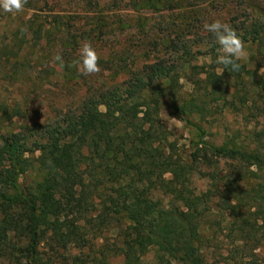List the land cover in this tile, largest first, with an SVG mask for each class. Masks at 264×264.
<instances>
[{"label":"trees","instance_id":"1","mask_svg":"<svg viewBox=\"0 0 264 264\" xmlns=\"http://www.w3.org/2000/svg\"><path fill=\"white\" fill-rule=\"evenodd\" d=\"M68 25L29 21L38 40ZM243 30L244 43L264 54V22ZM170 44L173 60L146 43L145 67L87 93L55 121L1 136L0 264H144L151 248L157 264H210L220 236L247 264H264V130L214 144L193 120L217 97L234 112L247 107L252 85L264 99V58L254 72L242 60L234 72L215 63L218 52L207 69L192 64L191 49ZM164 101L200 131L188 151L162 120ZM196 175L208 181L205 191Z\"/></svg>","mask_w":264,"mask_h":264},{"label":"rangeland","instance_id":"2","mask_svg":"<svg viewBox=\"0 0 264 264\" xmlns=\"http://www.w3.org/2000/svg\"><path fill=\"white\" fill-rule=\"evenodd\" d=\"M58 18L70 24L69 29H51L38 40L29 28L33 20L49 29ZM216 19L229 24L242 39L244 26L264 22V0H27L21 13L0 10V144L1 136L55 121L76 108L87 93L121 82L136 67H145L150 63L143 57L146 43L153 49L159 47L156 58L172 60L177 54L170 43H177L180 54L187 47L195 53L192 64L208 69L213 63L210 55L218 53L220 46L203 24ZM85 41L100 56L98 74L84 76L74 66ZM245 49L247 56L242 61L254 72L264 54L247 43ZM57 55L63 63L55 59ZM192 67H186L190 75ZM256 78H249L250 85ZM181 84L184 93L191 91L186 78ZM251 89L247 107L237 112L221 98L209 101L208 114L193 119L204 131L202 139L221 144L234 131L245 137L250 129L264 130V99L257 87ZM166 106L164 101L162 120L173 133L172 139L188 151L192 142L199 141L200 131L173 117ZM193 181L198 192L208 187L200 175ZM163 200L168 203L169 198ZM235 252L232 240L220 236L207 253L208 262L233 264L237 258L241 264L248 263L243 254ZM258 252L264 258V248ZM155 254L156 248L147 251L144 264H157Z\"/></svg>","mask_w":264,"mask_h":264},{"label":"clouds","instance_id":"3","mask_svg":"<svg viewBox=\"0 0 264 264\" xmlns=\"http://www.w3.org/2000/svg\"><path fill=\"white\" fill-rule=\"evenodd\" d=\"M27 0H0V10L8 14H17L24 11ZM203 29L212 34L220 46V54L215 63L223 66L225 70L238 72L241 68L240 61L245 59L247 52L244 41L237 35L229 24L216 19L212 22H205ZM57 61L63 63L60 55L55 57ZM100 56L95 48L87 41L83 42L79 49V59L74 62V66L84 76L98 74L101 72L99 65ZM221 72L220 75H222Z\"/></svg>","mask_w":264,"mask_h":264}]
</instances>
